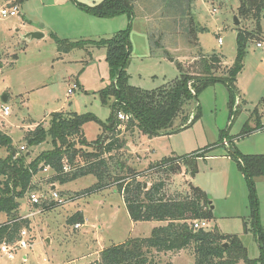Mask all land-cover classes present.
<instances>
[{
	"label": "rangeland",
	"instance_id": "374dc122",
	"mask_svg": "<svg viewBox=\"0 0 264 264\" xmlns=\"http://www.w3.org/2000/svg\"><path fill=\"white\" fill-rule=\"evenodd\" d=\"M75 1L93 6L102 0ZM131 1L130 17L123 13L102 18L79 9L72 0H15L16 14L0 16V129L27 160L53 149L49 136L32 146L23 136L38 123L47 128L55 111L91 115L92 119L82 125L84 139L91 143L102 136L106 132L102 124H107L114 102L113 96L104 102L103 92L117 74L108 63L105 45L84 43L110 38L129 23L131 52L124 72L128 84L143 90L170 82L179 74L176 61L188 66L199 53L222 54L224 63L232 65L237 31H255L245 47L243 67L235 81L238 96L231 108L227 86L214 83L190 100L188 122L180 125L178 117L172 132L151 137L138 129L134 134L126 132L128 148L118 153L146 173L139 178L146 187L160 176L148 171L150 163L164 156L183 158L179 159L180 170L169 179L170 192H184L190 186L202 189L212 202L207 228L236 235L252 260L249 264H264L260 257L263 241L258 240L259 233L264 239V175L246 178L229 147L241 154H264V18L257 32L254 19L237 13L238 0ZM191 16L201 28L197 47L187 43L183 32ZM56 40L83 43L64 52ZM258 41L261 48L256 46ZM72 84L76 87L67 93ZM2 105L9 107V116L1 115ZM195 113L198 117L191 122ZM21 145L25 146L22 150ZM201 153L207 156L191 161L194 154ZM5 155L0 149V157ZM52 174L49 166L47 171L41 169L28 191L44 198L54 185L62 203L29 217L27 231L32 246L17 250L12 259L0 253V264H85L95 260L104 247L127 237L147 236L153 227L164 224L131 221L114 186L77 196L95 182L92 175L60 184L52 182ZM28 208L24 195L18 215L27 214ZM76 212L82 214L83 223L68 222ZM6 218L0 212V223ZM76 223L80 225L75 227ZM167 262L194 264V255L188 250L161 254L155 264ZM236 264L247 263L239 260Z\"/></svg>",
	"mask_w": 264,
	"mask_h": 264
},
{
	"label": "trees",
	"instance_id": "16d2710c",
	"mask_svg": "<svg viewBox=\"0 0 264 264\" xmlns=\"http://www.w3.org/2000/svg\"><path fill=\"white\" fill-rule=\"evenodd\" d=\"M72 1L79 9L96 17H115L123 13L130 17L133 13L131 0H102L93 6ZM238 1L237 13L254 19L256 31L260 32L264 0ZM189 21V26L184 27L183 32L187 43L197 47V34L201 28L194 24L193 16ZM130 27L131 23L110 38L84 43L105 45L108 63L117 74L115 82L103 92L104 102L112 96L114 102L107 124H102L106 129L102 136L91 143L84 139L82 125L92 119L91 115L55 111L50 115L47 128L38 123L33 130L24 134L23 139L28 146L41 143L46 136L51 138L53 144L52 150L42 151L28 161L25 155L20 154L12 138L0 129V149L6 152L4 157H0V212L7 217L0 223V244L12 243L22 228H28V218L18 215L20 199L33 187V175L43 166H49L53 171L52 182L60 184L86 175L94 176L95 182L78 192L77 196H87L114 186L122 197L131 221L164 223L153 227L147 236L127 237L121 243L104 247L95 260L85 264H155L161 254L176 255L186 250L194 255V264H236L239 260L249 264L252 260L247 257L246 248L236 235L221 234L216 228H193V220L212 218V202L202 189L190 186V190L184 192H170L169 179L180 170L179 159L183 158L166 156L150 163L148 171L160 176L149 187H144V182L139 178L146 173L136 170L127 163L129 159H124L118 152L126 146V132L134 134L138 129L151 137L171 131L178 117L182 121L180 125L188 122L192 115L188 111L190 100L214 83L221 82L227 86L231 108L238 96L235 81L243 67L245 47L256 32L237 31L236 55L232 65L224 63L222 54L199 53L188 66L176 61L179 74L170 82L152 90H143L128 84L124 72L131 52ZM56 41L64 52L81 47L83 43ZM119 112L127 114L128 120L118 119ZM197 117L198 113H195L191 122ZM87 146L89 150L85 149ZM229 147L246 178L251 180L255 175H264V154H241L234 146L229 144ZM205 153L194 154L191 161L200 155L206 157ZM56 205L53 201L48 205L43 204L42 212ZM76 221H84L79 212L68 218L70 223ZM258 240L263 241L260 257L264 260V239L260 233Z\"/></svg>",
	"mask_w": 264,
	"mask_h": 264
},
{
	"label": "built area",
	"instance_id": "2783aa9c",
	"mask_svg": "<svg viewBox=\"0 0 264 264\" xmlns=\"http://www.w3.org/2000/svg\"><path fill=\"white\" fill-rule=\"evenodd\" d=\"M17 11V4H15V0H2V3L0 4V16L2 18H7L9 16H13L16 14ZM217 42L220 44L222 43V40L220 38L217 39ZM256 46L261 48L262 42L258 41L256 42ZM264 52V50H263ZM76 84H72V87L67 89V93L71 92L72 88H75ZM10 109L6 105L1 106V115L2 116H9ZM118 119L122 121L128 120L129 116L125 113L119 112L117 114ZM20 149H24V147L21 145ZM48 166H43L42 171H47ZM34 177V175H33ZM32 177V178H33ZM26 199L29 203L30 207H33L34 210L26 214L25 216H22V218H29L33 216L34 214H38L42 212L43 204L48 205L51 201L55 202L57 205L62 203V197L58 194V192L55 190L53 186H51L50 194L48 196H45L44 198H41L39 194H37L35 191L27 190L26 193ZM80 224L77 223L75 227H78ZM192 226L195 229L204 228L207 229V223L206 220L200 219V220H193ZM32 246V242L30 241V237L28 235L27 228H22L19 231L18 238L13 241L12 243H6L2 242L0 244V253L7 256L9 259H12L19 249H25L30 248ZM25 258V257H24ZM45 260V258L43 259Z\"/></svg>",
	"mask_w": 264,
	"mask_h": 264
},
{
	"label": "crops",
	"instance_id": "0c3cea01",
	"mask_svg": "<svg viewBox=\"0 0 264 264\" xmlns=\"http://www.w3.org/2000/svg\"><path fill=\"white\" fill-rule=\"evenodd\" d=\"M193 58H194V57H193ZM12 140H13V139H12ZM125 147H126V146H125ZM164 157H166V156H164ZM31 159H33V158L28 159V161L31 160ZM160 159H161V158H160ZM32 183H33V179H32ZM52 186L55 187L54 185H52ZM33 210H34L33 207L28 208V213L31 212V211H33ZM28 213H27V214H28ZM25 215H26V214H25ZM25 215L23 214V216H25ZM34 215H36V214H34ZM34 215H33V216H34ZM122 242H123V241H122ZM117 243H121V242H117ZM182 252H183V251H182ZM180 253H181V252H180ZM178 254H179V253H178Z\"/></svg>",
	"mask_w": 264,
	"mask_h": 264
},
{
	"label": "water",
	"instance_id": "95a60500",
	"mask_svg": "<svg viewBox=\"0 0 264 264\" xmlns=\"http://www.w3.org/2000/svg\"><path fill=\"white\" fill-rule=\"evenodd\" d=\"M263 18H264V16H263ZM35 36H41V34L39 32H35ZM170 132H172V131H169V132H166V133H170ZM126 148H128V147L126 146ZM143 185H144V187H146V183H144Z\"/></svg>",
	"mask_w": 264,
	"mask_h": 264
}]
</instances>
